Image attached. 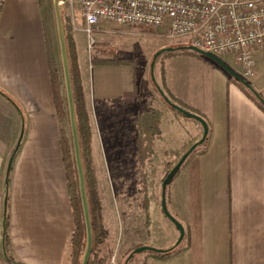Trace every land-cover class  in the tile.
Wrapping results in <instances>:
<instances>
[{"label": "crops", "instance_id": "obj_1", "mask_svg": "<svg viewBox=\"0 0 264 264\" xmlns=\"http://www.w3.org/2000/svg\"><path fill=\"white\" fill-rule=\"evenodd\" d=\"M44 23L41 0H5L0 8V92L18 106L0 93V264H70L71 260L75 224L60 144L66 121L59 120L55 109ZM76 31L80 30L74 31L77 49ZM186 57L166 65L165 85L174 97L201 113L209 139L167 188L168 209L184 226L185 238L169 256L148 251L128 264H264V112L206 60L190 58L197 68H184ZM136 71V83L132 65H98L88 73L81 71L93 133L97 101L125 99L141 110H160L161 136L154 141L151 161L164 169L175 157L170 152L199 141L203 127L165 103L145 65L138 64ZM253 83L264 93L259 78ZM22 130L9 176L5 246L6 173ZM157 203L149 207L160 219L161 202ZM102 204L108 236L96 252L99 259L121 258L141 245L167 250L179 238L168 220L172 226L166 224L167 237L155 245L147 230L134 247L119 249L124 222L111 214V205L107 212L103 200Z\"/></svg>", "mask_w": 264, "mask_h": 264}, {"label": "rangeland", "instance_id": "obj_2", "mask_svg": "<svg viewBox=\"0 0 264 264\" xmlns=\"http://www.w3.org/2000/svg\"><path fill=\"white\" fill-rule=\"evenodd\" d=\"M68 9L69 8L64 9V19L65 27L66 23L69 25L68 29L70 37H72V39L74 38L75 28L80 30L76 31L75 39L77 42L76 52L78 65L82 74L86 72L88 73L89 68L92 66V55L95 57L97 56V58H108L114 55L119 58H134L137 64L145 65V67L150 71V64L154 55L158 51L166 48L176 49L191 47L185 39H171L167 37L165 29L163 28L150 29L143 26L117 25L109 22H101L99 24V28L101 30L93 35L96 39V44L92 47V49H89L88 36L83 31L84 24L81 21L80 16L77 15V17L75 16V19H72L69 16ZM42 10L45 17V23L50 26L52 31L56 60L59 70L63 74L52 0H42ZM182 56H188V58L186 57L181 59L184 63V68H190L191 70H195L193 67L197 68L198 65L196 62L188 59L191 58L193 60L206 62L202 58L194 55L180 53L169 55L168 52L162 54L158 58L155 66V77L160 86L163 85L162 73L165 74L164 68H166V65H169V63H175V59L179 60L178 57ZM219 59L227 64L228 67L235 71L238 75L243 77L264 98V93L259 91L257 85L253 83L255 78H259L262 83L261 87L264 89V51L260 52L259 55H254L256 64V77L254 78L245 77L243 75L242 68L233 57L221 56ZM186 64H188V66ZM131 106L135 113L136 111H141V109H139V105L132 103ZM94 118L95 131L93 133L92 142L101 198L105 204L107 212L109 208L108 206L111 205V214L121 216L122 221L124 222V237L121 245L119 244L118 247L119 249L121 247L124 249L134 247L143 240L147 233H149L147 230H150L152 234L149 242L155 245L156 242H160L163 238L167 237V232L164 230L166 229V224L171 226L172 224L162 213L161 206L158 211L160 219L155 218V210L150 207L148 210L149 217L147 218L146 210L143 207V201L148 197L150 206L152 202L154 203V207L158 205L157 201L161 202L162 183L168 175V169L171 167V164L175 161L176 157L170 159V162L166 163L164 169L155 167L153 161L148 162V168H146V171H148L147 178L150 185L145 195L141 192V180L138 171L134 166L135 164L130 162L128 163V160L126 159H123V161L120 162L119 159L124 155V148H126L131 140H122V138H119L118 136L113 137V139H110L109 136H107V138L104 139V133L102 131L103 121H99L97 119L96 111ZM124 122H126L125 119ZM65 127L66 131L69 133L70 124L67 120L65 122ZM162 134H164L163 139H168L167 133L163 131ZM182 134H184V132H182ZM116 147H118V149L114 152L115 156L113 155V157H111L107 153V150H109V148L113 149ZM111 160L113 161V164L110 163ZM142 246L157 248L153 245H141L139 247ZM143 253L149 252H141L136 256ZM127 257L128 255H122L121 258H119L118 255L114 264H124ZM106 264H113L110 256L108 257Z\"/></svg>", "mask_w": 264, "mask_h": 264}, {"label": "trees", "instance_id": "obj_3", "mask_svg": "<svg viewBox=\"0 0 264 264\" xmlns=\"http://www.w3.org/2000/svg\"><path fill=\"white\" fill-rule=\"evenodd\" d=\"M42 6V0H41ZM69 25L66 23V33H67V44H68V52H69V60L71 66V75H72V85H73V93L75 99V110L78 122V130L81 141V149L83 156V163L85 169L86 176V185L90 206V214L92 221V228L94 234V244L92 250V256L89 264H106L105 259H99L96 257V252L98 248L104 243L105 239L108 236V232L104 226L103 222V204L101 200L100 188H99V180L97 175V169L95 165L94 153H93V127L90 120V115L87 109V104L85 100V94L83 89V81L81 70L78 65L77 52L75 47V42L70 37L69 34ZM44 35L45 41L47 45V54H48V63H49V71L51 77V85L53 91V98L55 103V109L57 113V117L61 122L67 120L69 123V113H68V105L66 98V91L64 85V78L62 72L59 70L58 63L56 60V55L54 51V41L52 36V31L48 24L44 23ZM188 54L194 55L199 58L206 60L211 63L221 71H223L229 79L237 85L241 91H243L255 105L264 112V106L256 99V97L241 83L235 80L232 76H230L224 69H222L219 65H217L212 60L199 55L193 51L188 49L176 48L172 52H168L169 55L174 54ZM92 66L98 65H132L135 68V83L137 78V62L134 58H119L117 56H111L108 58H97V56H91ZM163 74V82L161 88L164 90L165 94L168 98L175 104L181 106L183 109L190 111L196 115L202 117L201 113L196 109H193L174 97L169 90L166 88L164 73ZM4 97H6L16 108H18L17 104L4 93L0 92ZM169 106V105H168ZM170 107V106H169ZM171 108V107H170ZM95 111L97 114V119L99 121H103V138L106 139L107 136L113 139V137L118 136L122 138V140L130 139V143L124 148V155L121 156L120 162L123 159L128 160V163H134L135 168L138 171L141 180V192L146 195L148 190V178H147V165L148 162L151 161V158L155 154V146L154 141L156 138L161 136V124L163 119V113L160 110L147 108L145 110L133 111L131 104L125 99H117L113 101H97L95 102ZM178 115L183 116L177 111L173 110ZM187 118V117H185ZM124 119L126 122H124ZM70 124V123H69ZM209 135L202 146H199L194 152L187 158V160L200 151L208 142ZM60 144L63 156V162L66 172V177L68 181L69 194L73 209V219L75 228L71 237V260L70 264H81V259L83 256V252L86 245V227L84 222V215L82 209V202L80 197L79 190V182H78V174L76 169L75 162V154L74 147L72 142L71 129L69 133L65 130L64 127L61 126L60 130ZM192 143L185 150L179 151H171V156L176 157L175 161L171 164V167L168 169L169 171L174 167V165L178 162V160L182 157V155L193 145ZM108 146V144H107ZM116 148H109L107 150L108 154L113 157L115 156ZM125 157V158H124ZM185 161V163L187 162ZM110 163L113 164L111 160ZM184 163V164H185ZM183 164V165H184ZM170 165V164H169ZM168 165V166H169ZM182 165V166H183ZM181 168L176 172L174 177L171 179L170 183L177 176ZM169 183V184H170ZM143 207L146 210L147 218H148V208H149V200L148 197L143 201ZM7 224V221H6ZM5 246H8V236L5 237ZM134 250V249H133ZM132 250V251H133ZM178 247L172 249L171 251L164 254V256H169L170 254L176 252ZM132 251L130 253H132ZM128 254V256L130 255Z\"/></svg>", "mask_w": 264, "mask_h": 264}, {"label": "built area", "instance_id": "obj_4", "mask_svg": "<svg viewBox=\"0 0 264 264\" xmlns=\"http://www.w3.org/2000/svg\"><path fill=\"white\" fill-rule=\"evenodd\" d=\"M5 0H0V8ZM80 16L89 49L101 22L163 28L171 39L216 57L231 56L247 78L255 77L254 52L264 49V0H61ZM116 257L112 258V263Z\"/></svg>", "mask_w": 264, "mask_h": 264}, {"label": "water", "instance_id": "obj_5", "mask_svg": "<svg viewBox=\"0 0 264 264\" xmlns=\"http://www.w3.org/2000/svg\"><path fill=\"white\" fill-rule=\"evenodd\" d=\"M53 5V11H54V17H55V23H56V31H57V38H58V45H59V51H60V58H61V64H62V70H63V77H64V85H65V91H66V98H67V105H68V113H69V123H70V129H71V135H72V142L74 147V154H75V162H76V169L78 174V182H79V190H80V197L82 202V209H83V215H84V222L86 227V245L83 252L81 264H89L91 256H92V250H93V244H94V234H93V228H92V221H91V214H90V206H89V199H88V192H87V185H86V176H85V169H84V163H83V156H82V149H81V141L79 136V130H78V122H77V116H76V110H75V99H74V93H73V85H72V75H71V66H70V60H69V52H68V44H67V35H66V27H65V17H64V7L61 2V0H52ZM181 49H188L190 51H193L199 55H202L213 62H215L217 65H219L222 69H224L230 76H232L235 80H237L239 83H241L244 87H246L255 97L256 99L264 106V98L262 95L257 92L243 77L238 75L235 71H233L231 68L228 67L227 64H225L221 59L218 57L207 53L205 51H202L200 49H197L193 46L188 48H181ZM174 49L172 48H166L158 51L150 64V75L152 82L158 91L159 95L162 97V99L165 101L167 105H169L173 110L177 111L178 113L182 114L183 116L196 120L199 122L203 127V136L202 138L194 143L179 159L177 164L172 168V170L168 173V175L165 177L162 183V194H161V209L165 217L170 220L178 229L180 235L175 243V245L167 250L163 249H157L149 246H142L139 248H136L135 250L130 253L128 256L126 262L124 264H128L135 255L150 251L158 254H165L172 249L178 247L182 241L185 238V228L184 226L170 213L168 206H167V188L171 181V179L174 177L176 172L182 167V165L185 163L187 158L196 150L199 146H202L204 142L206 141L208 135H209V126L206 122V120L196 115L190 111H187L183 109L181 106L173 103L168 96L165 94L164 90L161 88V86L157 83L156 77H155V66L158 58L166 53V52H172ZM24 130H22L20 139L9 159L8 167H7V173H6V180L5 184L7 187V193L5 197V211H4V237H6V217H7V203H8V185H9V176L11 172V168L13 165V161L15 159V156L20 148L22 139H23Z\"/></svg>", "mask_w": 264, "mask_h": 264}]
</instances>
